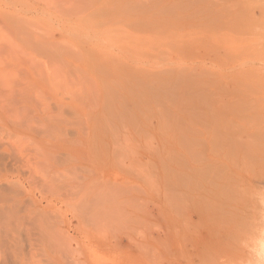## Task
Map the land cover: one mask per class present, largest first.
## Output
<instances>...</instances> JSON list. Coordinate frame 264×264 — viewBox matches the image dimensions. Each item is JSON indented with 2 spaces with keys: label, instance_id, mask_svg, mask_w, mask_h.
<instances>
[{
  "label": "rangeland",
  "instance_id": "374dc122",
  "mask_svg": "<svg viewBox=\"0 0 264 264\" xmlns=\"http://www.w3.org/2000/svg\"><path fill=\"white\" fill-rule=\"evenodd\" d=\"M173 1L0 0V264H232L264 225V0Z\"/></svg>",
  "mask_w": 264,
  "mask_h": 264
},
{
  "label": "bare ground",
  "instance_id": "6f19581e",
  "mask_svg": "<svg viewBox=\"0 0 264 264\" xmlns=\"http://www.w3.org/2000/svg\"><path fill=\"white\" fill-rule=\"evenodd\" d=\"M173 1V0H172ZM208 2H209V4L211 3V1H213L214 2V0H207ZM219 1V0H218ZM170 2H171V0H170ZM178 2V3H177ZM179 2L180 1H173V4H175V3H177V6H178V4H179ZM186 2H187V0H186ZM225 2V3H224ZM223 3H224V5H223V3H221V5H223L222 7L220 6L219 7V9H218V11H220L221 13H219V12H216V14L218 13V14H220L221 15V17H220V15L218 16V14H217V19H218V17H220V18H222V17H225V19H227V20H230L231 18H235V20H236V11H237V9H238V5H237V1L236 0H226V1H224ZM192 3H194L193 1H192ZM207 3V2H206ZM216 4L218 3V5H219V2H215ZM181 4V3H180ZM179 4V7L182 5V8H184L183 7V5L184 4H181L180 5ZM209 4H207V5H209ZM212 5V4H211ZM215 5V4H214ZM185 6V5H184ZM188 6L190 7V4H188ZM193 6V5H192ZM195 6H197V5H195ZM213 6V5H212ZM212 6H211V8H212ZM208 7H210V5L208 6ZM130 8H134L135 9V7H130ZM182 8L180 9H178V10H181L182 11ZM201 8V7H200ZM173 9H174V7H173V5H169L168 6V9L167 8H165L164 9V15H165V17H167V15H168V19L169 20H171V18H173V17H171L170 18V15L172 14V11H173ZM186 9H187V7H186ZM189 9V8H188ZM188 9H187V11H188ZM190 9H192V8H190ZM203 9L205 10V12L207 11V7H206V9L203 7ZM203 9H202V11L201 12H203ZM232 9H234V10H232ZM201 10V9H200ZM239 10H241V8L239 7ZM187 11H185V12H187ZM195 11V14H196V11H197V8L194 10ZM193 11V12H194ZM209 11V10H208ZM211 11H213V10H211ZM141 12V11H140ZM139 12V13H140ZM145 12V11H144ZM161 12V11H160ZM174 12H175V10H174ZM177 12V11H176ZM180 12V11H179ZM200 12V11H199ZM184 13V12H183ZM189 12H187V14H188ZM204 13V12H203ZM202 13V14H203ZM210 13L211 12H209V14H207L206 13V15H210ZM167 14V15H166ZM181 14V12L179 13V15ZM215 14V15H216ZM223 14H224V16H223ZM163 15V16H164ZM175 16H176V14H174ZM183 15V14H182ZM188 15H190V14H188ZM205 15V14H204ZM203 15V16H204ZM173 16V15H172ZM187 16V15H186ZM214 16V15H213ZM209 17V16H208ZM207 17V18H208ZM167 18H165V19H167ZM180 17L178 16V19H179ZM230 18V19H229ZM246 18V17H245ZM174 19H175V17H174ZM181 19V18H180ZM211 19V21H212V18H210L209 17V20ZM213 19H214V17H213ZM224 19V18H223ZM232 19V20H233ZM235 20H234V23H235ZM180 21V20H179ZM206 21H208L207 19H206ZM214 21H216L215 19H214ZM213 21V25L214 24H216L219 20H217V22L215 23ZM221 21V20H220ZM224 21V20H223ZM229 21H225V24L226 25H228V28H230V24L228 23ZM165 23V22H164ZM209 23V22H208ZM222 23H224V22H222ZM233 23V22H232ZM233 23V24H234ZM225 24H223V25H225ZM166 25V24H165ZM168 25V24H167ZM171 25V24H170ZM172 25H173V23H172ZM211 25V24H210ZM147 26V25H146ZM169 26V25H168ZM167 26V27H168ZM170 27H172V26H170ZM227 27V26H226ZM225 27V28H226ZM224 28V27H223ZM164 35V34H163ZM165 37H166V35H165ZM183 37V36H182ZM167 38V41L171 38H168V36L166 37ZM173 38V37H172ZM154 39V38H153ZM165 39V38H164ZM164 39H162L163 41H165L166 42V40H164ZM155 40V39H154ZM181 40H183V39H181ZM185 40V39H184ZM156 41V40H155ZM161 42V41H160ZM136 77L137 78H140V75L139 74H137L136 75ZM184 77H186V76H184ZM183 77V80H184V82L185 81H187V79H185ZM130 78V77H129ZM207 80V79H206ZM175 81L171 78V77H167V79L166 80H163L162 82H160V85H157V87H156V89L155 90H153V91H148V90H146V89H144V88H142L141 86H142V81L141 80H135V81H133L132 83H128V86H127V88H129L128 90V92H129V94H133V95H137V96H139V97H145V98H149L151 101H157V100H159V99H161V100H163L165 97H167L168 95V93L166 92V90H168V91H170L171 89L170 88H173L174 86H175V83H174ZM165 84V85H164ZM161 85H162V87H161ZM168 85V86H167ZM131 92V93H130ZM147 93V95H146V93ZM154 92V93H153ZM241 206H244L240 201L239 202H236V198L234 197V196H231V197H229V198H227V201H226V212L227 213H230L231 215H237V212L236 211H241ZM226 214V213H225ZM262 218H264V215L262 216ZM255 232V233H254ZM263 236L264 237V225H263V223H261V224H259L258 225V227L257 228H255L254 230H253V232H252V235H249V234H247L244 238H246L245 240L247 241V243H246V245L244 246V247H242V248H240V249H237L236 250V252L233 254V258H234V261L232 262V264H264V241L259 245H257L256 244V242L259 240V237L257 238V236ZM249 239V241H248V239ZM255 239H256V241H255ZM264 239V238H263ZM253 240L255 241L254 242V244L253 243H251V242H253ZM262 240V239H261ZM258 242H260V240L258 241Z\"/></svg>",
  "mask_w": 264,
  "mask_h": 264
}]
</instances>
